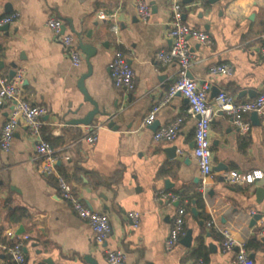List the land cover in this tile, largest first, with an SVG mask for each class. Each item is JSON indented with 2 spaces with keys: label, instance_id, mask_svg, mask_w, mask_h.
<instances>
[{
  "label": "crops",
  "instance_id": "0c3cea01",
  "mask_svg": "<svg viewBox=\"0 0 264 264\" xmlns=\"http://www.w3.org/2000/svg\"><path fill=\"white\" fill-rule=\"evenodd\" d=\"M179 1L184 22L210 37L209 45L188 41L192 55L188 77L199 87L208 85L207 103L213 111L212 168L224 167L212 170L203 193L192 155L195 119L188 113L187 101L176 95L160 107L152 125L142 127L177 75L176 64L163 65L155 58L171 46L167 37L171 0H145L151 9L146 22L138 18L132 0H0V18L19 14L6 31H0V75L10 78L11 71H22L23 99L46 109L38 137H32L19 121L9 150L0 148V264H13L3 246L25 236L29 237L23 242L25 264H107L104 249L122 251L125 264H193L198 259H205L204 264H235L238 245L246 248L254 264H264V236L259 235L264 220L251 222L253 215L261 214L264 200V108L257 113L259 124L251 113L245 116L250 130L242 136L232 118L215 106L219 92L239 102L264 95L260 54L264 0H221L213 5L207 0ZM101 11L107 16L104 20L98 18ZM49 17L61 20L64 32L74 37L79 66L72 65L46 27ZM80 42L96 49L84 88L105 114L91 123L102 127L93 145L85 140V126L69 124L92 109L78 89L80 78L88 72ZM116 50L125 53L134 72L131 91L116 88L110 77ZM221 64L231 66L229 75L208 74L211 66ZM10 109L8 103L0 108V131ZM182 117L172 142L153 140L157 129ZM110 122L113 127H108ZM38 141L49 143L55 151L56 174L84 205L108 216L111 232L103 246L93 242L87 223L58 197L55 175L40 174L34 159ZM171 147H176L174 158L168 156ZM254 171L261 172L262 178L241 184L226 181L231 172ZM169 196L176 200L170 201ZM178 207L185 208L184 235L166 250ZM22 209L28 215L17 219ZM129 212L139 214L137 228L128 220ZM34 216L42 217L38 225H32ZM211 220L215 225L208 227ZM188 230L191 240L186 246L181 241ZM222 230H228L236 244L228 253L220 251Z\"/></svg>",
  "mask_w": 264,
  "mask_h": 264
},
{
  "label": "built area",
  "instance_id": "2783aa9c",
  "mask_svg": "<svg viewBox=\"0 0 264 264\" xmlns=\"http://www.w3.org/2000/svg\"><path fill=\"white\" fill-rule=\"evenodd\" d=\"M138 18L146 22L151 16V9L145 0H132ZM184 8L179 0H171L169 5L170 24L167 31V37L171 41L168 50H161L156 54V60L163 65L171 63L177 66V75L175 81L168 86L161 102L154 106L148 115L142 121V127L152 125L155 116L160 107L168 104L176 95L183 97L188 104V113L195 119L194 129V146L192 155L196 160L198 172L201 178V193L204 186L212 176V158L210 144V124L213 117V111L207 103L206 93L208 85L204 84L199 87L195 81L188 77L189 67L192 63V55L189 50L188 41L193 39L202 45L210 44L209 35L188 26L183 20ZM19 17V14L8 15L0 18V27L5 24L12 23ZM98 18L104 20L107 18L102 11L98 13ZM46 27L53 34L55 39L63 47L67 57L72 65L79 66L81 56L76 47L72 34L63 32V22L56 17H49L46 21ZM111 31L116 32V27L112 26ZM260 54L264 58V43L260 47ZM231 66L226 64L211 66L208 70L209 75H229ZM109 74L116 88L131 91L134 89V72L128 63L127 56L121 50H116L109 64ZM23 79L22 71H17L12 78L0 75V108L8 103L11 105L9 114L0 131V148L8 151L13 139V134L19 123L23 121L29 134L32 137H38L42 127V117L46 114V109L42 106L32 105L22 97L21 84ZM215 106L217 111L224 112L232 118V122L237 131L242 136H246L250 130V123L245 116L252 113H260L264 108V95H259L252 100L239 102L234 96L224 92H219L215 98ZM183 117L177 119L166 127L157 129L153 134L155 142H172L177 134L178 126L183 121ZM88 135L85 140L88 144L93 145L97 140V132L100 125H86ZM34 159L39 163V172L43 177H51L55 175L56 190L58 197L66 202L73 213L81 220L85 221L92 232L93 242L98 246H103L107 240L111 225L108 216L90 210L84 205L82 200L75 194L71 185L60 174H56V165L58 156L51 148L49 143L38 141L35 147ZM262 173L254 171L246 175H240L231 172L226 176V181L232 184L252 183L256 179H261ZM164 196L163 193H160ZM170 201H175L174 196H169ZM255 213L254 211L252 212ZM261 217L264 220V200L262 203ZM128 220L133 228H137L139 224V214L137 212H129ZM211 220L207 226H214ZM185 227V208L178 207L175 210L168 237L165 242L166 250H171L178 242L179 238L184 235ZM260 236H264V227L259 232ZM220 251L228 253L232 251L236 244L228 230L221 231ZM29 237L18 238L12 245L3 246V249L10 255L13 264H25L26 259L23 252V242ZM104 258L107 264H125V255L120 250L104 249ZM193 264H204L201 259L196 260ZM235 264H254L250 258L246 248L238 245L235 252Z\"/></svg>",
  "mask_w": 264,
  "mask_h": 264
},
{
  "label": "water",
  "instance_id": "95a60500",
  "mask_svg": "<svg viewBox=\"0 0 264 264\" xmlns=\"http://www.w3.org/2000/svg\"><path fill=\"white\" fill-rule=\"evenodd\" d=\"M219 1H221V0H207V3L210 5H213ZM7 28H8V24H5V25L0 27V31H6ZM63 32H64V29H63ZM86 37L90 39V37H91L90 33H88ZM78 47L86 55V64L88 66V72L85 75H83L78 82V89L83 94L84 101L87 102L88 104H90L92 106V109L89 110L83 117L70 120L69 124L86 126V125L91 124L97 115L103 114V116H105V114L103 113L104 112L103 109L100 111L98 104L95 101H93V99L88 95L86 89L84 88V79L87 76H89L90 72H91V66L89 63V59L94 55L96 49L93 46L90 47L89 45H83L82 42L79 43ZM11 67L16 68V66L14 64H11ZM15 73H16L15 71H11L10 78H12L15 75ZM251 117H252V120L255 124H259V122L257 121V113L256 112H252ZM113 124L114 123H112V122L108 123V127H113L114 126ZM175 152H176V147H171L170 149H168V156L170 158H174L176 156ZM220 168H222V165L214 167V168H212V170L218 171V170H220ZM222 169H224V167ZM165 182H166V185L168 186L169 182L168 181H165ZM175 205L178 206V202H176ZM191 212L193 214L197 215V211L194 208L191 209ZM258 218H261V214L253 215L251 222H253V220L258 219ZM41 220H42L41 216H34L33 220H32V225H38V221H41ZM200 224H203V222L201 221ZM190 240H191V231L188 230L185 233V236L182 238L181 242L183 244H185L186 246H189ZM46 262L48 263V261H46Z\"/></svg>",
  "mask_w": 264,
  "mask_h": 264
},
{
  "label": "trees",
  "instance_id": "16d2710c",
  "mask_svg": "<svg viewBox=\"0 0 264 264\" xmlns=\"http://www.w3.org/2000/svg\"><path fill=\"white\" fill-rule=\"evenodd\" d=\"M199 205H200V203H199ZM27 212H26V210H21L20 212H19V215H18V218L17 219H22V218H24V217H27ZM194 255H195V253H194ZM196 255L197 256H199V254H197L196 253ZM205 259H202V261L205 263V261H204Z\"/></svg>",
  "mask_w": 264,
  "mask_h": 264
}]
</instances>
